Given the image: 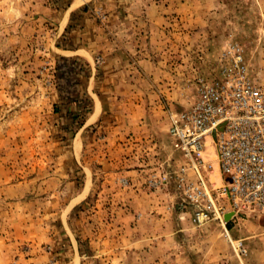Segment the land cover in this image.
<instances>
[{
	"label": "rangeland",
	"instance_id": "rangeland-1",
	"mask_svg": "<svg viewBox=\"0 0 264 264\" xmlns=\"http://www.w3.org/2000/svg\"><path fill=\"white\" fill-rule=\"evenodd\" d=\"M137 1L144 12L120 17L137 22L149 37L143 46L157 68L146 94L153 110L144 115L151 144L144 147L142 138L130 152L123 146L118 158L126 172L104 174L99 163L112 157L113 143L98 124L92 126L81 156L91 170L89 194L65 214L71 188L57 172L66 165L72 181H83L69 153L71 135L92 106L88 94L75 91L67 61L53 54L55 15L47 6L58 8L65 0H0V250L11 252L5 264H33L39 249L44 264H264V220L258 214L194 223L178 187L183 160L168 134L170 115L187 108L197 80L219 77L230 45L240 48L249 79L264 90V0ZM155 2L165 5L164 23L151 29L144 6ZM119 4L124 10L128 2ZM105 16L94 10L101 24ZM95 64L101 71L99 57ZM114 110L108 114L115 116ZM152 174L166 175L165 183L150 188ZM212 179L221 185L218 174ZM61 211L77 242L74 256L51 240L61 230Z\"/></svg>",
	"mask_w": 264,
	"mask_h": 264
},
{
	"label": "crops",
	"instance_id": "crops-1",
	"mask_svg": "<svg viewBox=\"0 0 264 264\" xmlns=\"http://www.w3.org/2000/svg\"><path fill=\"white\" fill-rule=\"evenodd\" d=\"M120 2L124 0H65L58 8L47 6V12L55 15L53 54L57 60L67 61V74L70 76L68 78L73 81L75 91L81 95L88 94L92 105L89 115L80 121L79 127L71 135L72 146L69 153L78 163L83 181H72L73 177L69 176L70 169L66 165H61L57 172L59 175L63 173L62 183L71 188V193L64 203V207L69 208L65 214L83 202L89 194L87 172L91 170L83 167L81 156L85 136L89 134L88 130L92 129V126L98 124V130L101 129L100 132L107 135L113 143L112 157L103 158L99 163L104 174L119 172L120 175L126 172L122 167L124 163L118 158L124 152L123 146L130 152L133 147L141 146L142 143L137 142L142 138L144 147L152 141L146 133L147 119L144 115L147 110H153L152 106L148 107L146 94L151 87L150 77H155L157 68L152 62L150 50L143 46L148 44L146 39L149 37L146 34L141 35L142 31L137 22L120 17V12L138 13L144 10L136 7L137 0H127L128 4L122 6L124 10H120ZM144 8L145 13L149 15L148 26L151 29L164 23L161 16L165 10L164 4L148 3ZM98 9L106 14L102 24L94 17V10ZM96 57L101 59V71L95 64ZM80 62L83 65H80ZM62 93L65 94L66 91L63 90ZM112 106L115 107V116L108 114ZM126 137L127 144L121 145V140ZM127 174L134 176L137 172L127 170ZM63 213L64 211H61L58 216L61 230L53 232L51 240L54 241L55 248L59 247L60 252L62 250L74 256L78 250L77 242L71 230L67 229L68 220L66 215L65 218L62 217ZM57 237L63 239L60 240L63 246H58L55 241ZM64 241L67 242L66 247ZM35 252L36 256L30 260L33 264H44L46 259L43 252L40 249ZM10 253L7 246L0 250V264L7 263L8 258H11Z\"/></svg>",
	"mask_w": 264,
	"mask_h": 264
},
{
	"label": "built area",
	"instance_id": "built-area-1",
	"mask_svg": "<svg viewBox=\"0 0 264 264\" xmlns=\"http://www.w3.org/2000/svg\"><path fill=\"white\" fill-rule=\"evenodd\" d=\"M223 60L219 77L198 79L187 108L170 115L168 134L183 160L178 187L198 227L244 212L264 220V90L249 79L240 48L230 45ZM166 178L152 174L148 184L159 188ZM237 249L245 252L241 242Z\"/></svg>",
	"mask_w": 264,
	"mask_h": 264
},
{
	"label": "water",
	"instance_id": "water-1",
	"mask_svg": "<svg viewBox=\"0 0 264 264\" xmlns=\"http://www.w3.org/2000/svg\"><path fill=\"white\" fill-rule=\"evenodd\" d=\"M229 217H230V216H229V214H228V215L226 216V219L229 218Z\"/></svg>",
	"mask_w": 264,
	"mask_h": 264
}]
</instances>
